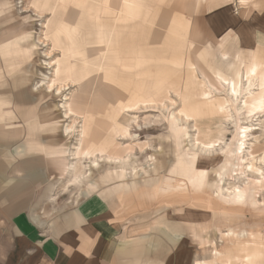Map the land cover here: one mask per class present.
<instances>
[{"label":"rangeland","instance_id":"obj_1","mask_svg":"<svg viewBox=\"0 0 264 264\" xmlns=\"http://www.w3.org/2000/svg\"><path fill=\"white\" fill-rule=\"evenodd\" d=\"M104 1L43 0L40 14L35 0H0V264H31L16 216L56 234L91 199L118 216L127 264H264V158L252 163L264 156V0H115L147 34L129 67L107 42ZM197 132L210 152L192 146ZM80 139L84 183L69 185ZM114 139L129 159L86 158ZM154 239L165 257L142 251Z\"/></svg>","mask_w":264,"mask_h":264},{"label":"crops","instance_id":"obj_2","mask_svg":"<svg viewBox=\"0 0 264 264\" xmlns=\"http://www.w3.org/2000/svg\"><path fill=\"white\" fill-rule=\"evenodd\" d=\"M76 215L78 222L75 223L64 217L62 223L68 224L65 223L56 234L27 216L18 215L14 218L15 231L30 250L28 253L31 264H127L128 260H132V257L119 254L122 249L119 244L120 220L117 215H112L104 201H86L77 209ZM167 238L175 240L172 236ZM157 241L148 240L142 251L147 256L165 257L168 249L162 244L159 246ZM129 252L127 253L137 255L140 251L136 247Z\"/></svg>","mask_w":264,"mask_h":264},{"label":"bare ground","instance_id":"obj_3","mask_svg":"<svg viewBox=\"0 0 264 264\" xmlns=\"http://www.w3.org/2000/svg\"><path fill=\"white\" fill-rule=\"evenodd\" d=\"M115 2H116L115 0H105L104 1L103 14L105 17H108V18H104V20H102L101 24L104 23V24H107V26H109V28H111V27L114 28V30H113L114 32H113V34H110L108 36L107 42L109 45L115 47L118 50L119 56H123L125 58V61H124V63H126L125 66L129 67L128 64L130 61H134L135 63L138 64V63H141V59H145V54L143 53V51H144V45L143 44L145 43V41H147V38H146L147 34L141 36V33L139 31L138 32H132V30H129V28L131 26L130 25L131 23L129 22V18H130L129 10L131 9L132 3L124 2L125 4L119 5V7H117L118 9H116L115 5L117 6V3H115ZM35 3L37 5H39L40 8L43 7V9H41V11H40V14H43L44 12L49 10L46 8V6H43V0H35ZM122 13H124V14L120 17V15ZM254 15H252V16H254ZM120 20L124 21V23L117 25L116 21H120ZM124 28L126 30L124 32H121L120 30L121 29L123 30ZM117 29H119V30H117ZM254 34H255V32H254ZM260 36H259V38H260ZM254 37H255V39H258V35L256 36V34H255ZM258 40H261V39H258ZM56 45L57 44L54 43V46H56ZM245 82H244V84H245ZM68 84H69V82L65 83V84H62V83L57 84L56 82L55 83L49 82L48 87L52 88L54 86H57V89L61 90L62 88H64V86H67ZM249 84H250V82H249ZM219 92H221V91H219ZM133 97L135 99V96H133ZM178 97H180V96H178ZM143 99L144 98H142V100H140V99H137L134 101L132 100L131 103L126 104V106H124V107L127 109H131V110L140 109L141 106H143V105L145 106V101H143ZM180 99H181V97H180ZM72 105H73V107L69 106V103H66L64 105L65 107H67V110H66L67 115L73 113L75 111V108H77L76 101H73ZM179 117L181 120H185L186 122L190 121V119H191V118H189V116H184L181 113H179ZM245 119L248 120L249 117L247 116V117H245ZM132 121L136 122L135 117L132 118ZM85 127L86 126L84 123L82 126V129L80 131L81 134H79V135H81V139H82V136H84V137L88 136L89 131H87V128H85ZM130 127H131V123L128 125V130H126V133H122L120 135L122 137L132 136V132H130V130H129ZM192 127L199 128L198 131L201 133V131H202V129H200L201 126H199V124L197 122H195V125H193ZM199 132H197L192 146L193 147L199 146L202 150L210 152L214 146L207 144L205 142V139L202 136H200ZM81 139H80L79 145H77L74 148V150L72 151V156H73L72 159H78V160H76L75 162L72 161L71 163L66 162V165L64 167L65 172H67V174H69L68 175L69 176V179H68L69 185L84 183V180L82 179V177L84 175L85 165H84V161L80 157V153L82 152V141H81ZM244 141L245 140H242V142H244ZM243 144L244 143H242V145ZM117 146H118L117 140L114 139L112 145L110 144L108 147H106V145H104L103 147L99 146L101 149L100 153H97V152L93 153L92 151L87 152V150H89V148L87 150L83 149V151L88 153L86 158L90 159L93 163H96V164L98 162V158H100V157H105V159L114 160V161H117V160L122 161V162L126 161V158L129 157L128 155L121 156V155H116L115 154L116 152L114 153V150L117 148ZM84 148H86V147H84ZM240 148H241V146H239L238 149H240ZM193 149H197V148H193ZM263 158H264V156H259V157L254 156L253 162L252 161L251 162L252 163L257 162L258 160H261ZM67 187H68V185H67ZM235 188L237 189V188H239V186H237V185L232 186V189H235ZM232 189H228V191L232 192ZM258 202H259V200H258ZM195 260H196V258H195ZM193 264H201V263L199 260H196L195 263H193Z\"/></svg>","mask_w":264,"mask_h":264}]
</instances>
